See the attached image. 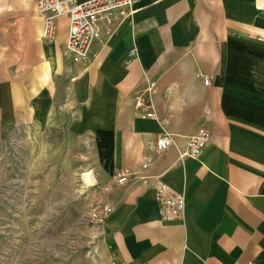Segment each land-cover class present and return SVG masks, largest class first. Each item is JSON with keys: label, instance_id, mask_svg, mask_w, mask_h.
I'll list each match as a JSON object with an SVG mask.
<instances>
[{"label": "crops", "instance_id": "1", "mask_svg": "<svg viewBox=\"0 0 264 264\" xmlns=\"http://www.w3.org/2000/svg\"><path fill=\"white\" fill-rule=\"evenodd\" d=\"M132 8L83 64L65 53L66 17L44 39L35 0H0L8 208L18 196L26 209L62 207L81 180L113 207L93 231L102 264H264V0H133ZM149 82L154 115L142 118L134 94ZM202 124L210 142L182 155ZM160 132L173 143L155 154L146 143ZM145 159L147 175L184 195L182 218L161 219L154 190L138 180L101 189Z\"/></svg>", "mask_w": 264, "mask_h": 264}, {"label": "built area", "instance_id": "2", "mask_svg": "<svg viewBox=\"0 0 264 264\" xmlns=\"http://www.w3.org/2000/svg\"><path fill=\"white\" fill-rule=\"evenodd\" d=\"M36 11L42 18L41 36L53 39L57 33V19L67 18V40L65 53L74 63L87 64L94 57V45H102L113 32L115 20L123 19L133 11V0H35ZM133 53V51H132ZM204 83L208 78L203 77ZM153 82H149L143 90L134 94L135 112L142 118L152 117L154 112L149 95L153 90ZM211 139V129L202 124L193 135L188 137L182 155L197 156L208 145ZM173 143L171 135L160 132L153 141L146 143V148L155 154H161ZM151 164L150 159L140 162L137 168L125 167L118 169L110 182L100 186L109 190L114 186L131 181H140L154 190V198L158 205L161 219L170 221L180 219L185 210L184 195L174 191L157 176L147 175ZM113 211L112 205L103 200L98 201L90 210L88 219L90 225L98 228ZM111 264H119L115 259Z\"/></svg>", "mask_w": 264, "mask_h": 264}, {"label": "rangeland", "instance_id": "3", "mask_svg": "<svg viewBox=\"0 0 264 264\" xmlns=\"http://www.w3.org/2000/svg\"><path fill=\"white\" fill-rule=\"evenodd\" d=\"M10 151L8 142L0 146V198H4L0 208V264H102L91 252L95 228L88 219L92 207L101 200L99 193L93 187L83 188V182L78 180L77 188L83 190H77L73 198L69 192L71 183L66 179L63 187L70 189L68 194L66 189L64 206L26 209L24 197L18 196L17 209H9ZM41 213L45 219L40 221Z\"/></svg>", "mask_w": 264, "mask_h": 264}, {"label": "bare ground", "instance_id": "4", "mask_svg": "<svg viewBox=\"0 0 264 264\" xmlns=\"http://www.w3.org/2000/svg\"><path fill=\"white\" fill-rule=\"evenodd\" d=\"M83 177H86V181H88V183H90L91 178H90V174L85 173V175ZM85 179V178H84ZM86 184V183H85Z\"/></svg>", "mask_w": 264, "mask_h": 264}]
</instances>
